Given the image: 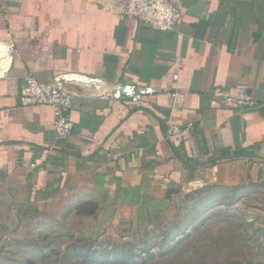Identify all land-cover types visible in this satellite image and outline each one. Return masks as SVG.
I'll return each instance as SVG.
<instances>
[{
	"label": "crops",
	"instance_id": "1",
	"mask_svg": "<svg viewBox=\"0 0 264 264\" xmlns=\"http://www.w3.org/2000/svg\"><path fill=\"white\" fill-rule=\"evenodd\" d=\"M171 1L162 32L116 0H0V187L19 216L93 206L88 234L124 237L195 193L264 183V0ZM29 75L94 81L72 87L66 140L50 108L18 104ZM127 85L153 92L115 98ZM240 88L250 105L213 96Z\"/></svg>",
	"mask_w": 264,
	"mask_h": 264
},
{
	"label": "rangeland",
	"instance_id": "2",
	"mask_svg": "<svg viewBox=\"0 0 264 264\" xmlns=\"http://www.w3.org/2000/svg\"><path fill=\"white\" fill-rule=\"evenodd\" d=\"M160 226L94 237L96 208L19 216L0 187V264H264V183L214 187Z\"/></svg>",
	"mask_w": 264,
	"mask_h": 264
},
{
	"label": "built area",
	"instance_id": "3",
	"mask_svg": "<svg viewBox=\"0 0 264 264\" xmlns=\"http://www.w3.org/2000/svg\"><path fill=\"white\" fill-rule=\"evenodd\" d=\"M116 1L122 15L136 18L154 30L171 32L176 26L177 9L171 0ZM92 82L94 81L80 75H56L47 82H40L34 76L29 75L24 79L18 104L22 107L44 106L50 108L53 115L55 136L64 141L70 136L73 129L69 120V112L73 101H75V93L72 87H86ZM152 92L149 89H139L127 85L120 87L114 93V97L117 99L127 98L137 102L143 95H150ZM213 96L240 106H247L252 103L251 96L242 88L238 89L236 93H223L215 90ZM168 134L185 137L188 135V129L171 126L168 129Z\"/></svg>",
	"mask_w": 264,
	"mask_h": 264
}]
</instances>
